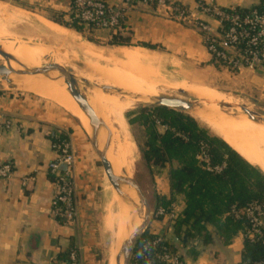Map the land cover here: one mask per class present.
Here are the masks:
<instances>
[{
    "label": "crops",
    "instance_id": "0c3cea01",
    "mask_svg": "<svg viewBox=\"0 0 264 264\" xmlns=\"http://www.w3.org/2000/svg\"><path fill=\"white\" fill-rule=\"evenodd\" d=\"M9 1L40 19L43 25L52 27L53 24L54 29L63 27L53 23L52 16L59 15L66 21L71 13L70 0ZM107 1L124 17L121 29L115 33L141 49L151 50L144 46H152L155 52L169 59L178 76L184 77L192 87H207L223 93L228 83H236L239 88L252 89L257 83L248 81V75L264 77L263 73L250 69L231 72L219 67L211 60L200 32L190 24L170 18L161 8L136 0ZM168 1L192 11L200 2L244 10H251L261 2ZM101 35L104 41H110L109 36ZM0 122L9 123L8 127H0V165L12 166V176L0 178V264H69L64 257L71 250L77 252L79 264H104L105 256L109 264L111 242L105 240V226L112 193L81 122L58 103L18 90H0ZM55 139L68 142L74 158L70 172L75 184L77 217L67 225L52 216L56 189L49 166L56 159ZM145 169L154 192L153 202L148 201L153 215L147 232L173 245L172 237H176L173 221L156 216L157 210L164 208L158 199L169 196L168 168L154 177L146 165ZM173 205L179 214L181 206ZM243 247L244 240L239 235L228 246L220 240L207 247L199 245L196 258L184 245L176 254L184 264H243Z\"/></svg>",
    "mask_w": 264,
    "mask_h": 264
},
{
    "label": "trees",
    "instance_id": "16d2710c",
    "mask_svg": "<svg viewBox=\"0 0 264 264\" xmlns=\"http://www.w3.org/2000/svg\"><path fill=\"white\" fill-rule=\"evenodd\" d=\"M263 3L264 0H261L253 9L239 11L242 14L252 10L264 12ZM69 20L51 19L53 23L83 37L86 34L109 36L110 46L129 44L113 31L87 28L73 13H70ZM86 39L93 45L100 44L91 38ZM144 47L154 49L152 46ZM125 118L128 126H137L143 132L141 153L150 175L154 177L168 168L169 196L161 197L158 201L166 209L173 204L181 206L172 228L174 235L183 242L184 249L193 258L199 255V245L207 247L215 240H220L224 246H228L244 233V220L235 219L231 212L233 208L243 209L254 202L264 204V173L259 168L213 135L208 127L192 115L153 106L127 112ZM154 239L147 232L139 240L132 263L142 253L145 242ZM243 240L242 263L253 264L261 260L264 256L262 246ZM166 246L171 252L178 253L170 242H166ZM72 251L65 255L64 260L70 261Z\"/></svg>",
    "mask_w": 264,
    "mask_h": 264
},
{
    "label": "bare ground",
    "instance_id": "6f19581e",
    "mask_svg": "<svg viewBox=\"0 0 264 264\" xmlns=\"http://www.w3.org/2000/svg\"><path fill=\"white\" fill-rule=\"evenodd\" d=\"M52 27L54 28L53 24ZM56 28L57 26L55 29ZM0 47L6 53L12 55L23 66L30 69L40 68L47 63H54L67 68L69 64L77 61V57L75 55L66 57L68 54L66 56L57 54L58 48L56 51V47L54 46H32L28 42H13L1 39ZM65 53L63 51V54ZM141 58L140 53L138 54L137 51L134 52L125 50L122 52L121 60L114 61L115 63L109 67L99 64L88 65V63H82L86 70H79L78 74L81 76H77L75 74L74 76L77 79H85L90 83L97 84L99 86L117 88L124 91L126 94H130L131 96L147 99L139 100L143 102L157 98L159 96L158 89H172L177 87L176 85L174 87L167 86V83L161 76L159 69L155 70L148 66L144 67V64L142 65ZM4 60L5 59L3 57H0L1 62ZM108 63L109 62H107V64ZM12 67L15 70H21L13 64ZM57 76V73H55L52 74L51 78L54 79L57 78ZM12 82L15 87H18L24 92L32 93L58 103L60 106L76 116L87 132L91 131L88 118L84 115L76 100L67 91V86L64 84L63 80L52 82L41 76H17L12 78ZM92 92L93 93L88 98L89 104L94 109L97 116L106 124L112 135L111 146L107 154L108 160L117 176L130 178L131 173L129 163L127 165L126 158L132 149L130 148L127 137L123 135L124 132L121 129L116 130V127L114 128V123L108 113V108L111 105L116 104L119 98L109 94L99 93L97 91ZM189 92L197 98L202 106L205 107V110H197L195 112L196 118L201 121L214 120L218 136L251 165L259 168L264 173V124L258 125L246 116L234 118L231 115L225 114L226 112L224 109H220L218 104L235 106V109L230 110V114L241 113V105L232 104L230 101L225 102V100L214 91L203 88H192L189 89ZM107 135L106 130H103L100 134L99 143L101 149L107 141ZM122 142L124 144H122ZM123 193L126 195L128 201H131V204L124 203V206H122V212L119 217L115 234L117 244L113 254L112 264H116V258L121 245L128 240L129 236L132 234L130 233L131 228L135 226L134 229H137L141 226H137L135 223L137 219L136 215H134V206L137 207L135 192L131 188L124 186ZM130 212L132 213L131 215ZM120 264H123V260L120 261Z\"/></svg>",
    "mask_w": 264,
    "mask_h": 264
},
{
    "label": "built area",
    "instance_id": "2783aa9c",
    "mask_svg": "<svg viewBox=\"0 0 264 264\" xmlns=\"http://www.w3.org/2000/svg\"><path fill=\"white\" fill-rule=\"evenodd\" d=\"M161 8L172 19L194 26L202 35L211 60L221 68L231 72L243 69L258 71L264 68V12L252 10L242 14L238 8H220L213 3H198L196 10L170 3L168 0H136ZM71 13L87 27L116 32L121 29L122 12L113 10L107 0H70ZM264 6V3H263ZM8 127L9 123L0 127ZM56 159L49 166V173L55 185L52 216L65 225L72 224L77 217L75 207V184L70 168L74 158L71 145L66 141L54 142ZM66 166L63 171L62 167ZM12 176L10 164L0 165V178ZM232 216L244 220L243 239L252 244H260L264 251V204L251 203L243 209H232ZM160 218L173 221L178 214L175 206L160 208L156 212ZM142 253L131 264H184L180 256L171 252L162 238L145 242ZM152 251L151 255L149 252ZM133 257V256H132ZM69 264H79L78 254H70ZM253 264H264V256Z\"/></svg>",
    "mask_w": 264,
    "mask_h": 264
},
{
    "label": "rangeland",
    "instance_id": "374dc122",
    "mask_svg": "<svg viewBox=\"0 0 264 264\" xmlns=\"http://www.w3.org/2000/svg\"><path fill=\"white\" fill-rule=\"evenodd\" d=\"M0 40L6 39L8 41L13 42H28L32 46H54L56 47V51L58 48L57 54L62 56L70 57V55H75L77 61L75 63L69 64L67 68H71L75 75L81 76L78 74L79 70H86L83 64L88 65H102L109 67L113 65L117 60H121L122 52L125 50L137 51L140 53L142 57V65L144 67H151L155 70L159 69L161 76L165 79L167 86H177L172 89H158V94L167 95V96H176L188 101H196L197 98L189 92V89L192 88H203L206 90H211L216 92L222 99L226 101H230L232 104H237L241 106H245L248 110L258 113L262 118H264V77L259 78L253 75H248L247 79L250 82L257 83L254 88H239L236 86V83H228L225 88V92H219L211 88L207 87H192L190 84H187L184 77L178 76V71L175 67L171 66L169 59L163 56L162 54L155 52L154 50H144L135 45H130V43L126 46H122L121 48H113V46L109 45V42L104 41V37L101 36H91L86 34L85 37L76 34L74 31L70 29H54L51 27H45L40 19H37L35 16L25 13L22 10H19V6L13 5L9 0H0ZM3 7V8H2ZM55 16V17H54ZM53 18H61L59 15H54ZM64 22H70L69 19ZM54 30V31H53ZM86 37L91 38L98 43V46L93 45L88 42ZM107 40V39H106ZM63 51L65 54H63ZM56 54V55H57ZM93 54V55H92ZM89 55V56H87ZM94 56V57H93ZM91 57V58H89ZM107 59V60H106ZM147 59V60H146ZM107 62H109L107 64ZM4 61H0V65L3 64ZM83 63V64H82ZM91 63V64H90ZM82 64V66H81ZM146 65V66H145ZM257 72V71H256ZM258 72L263 73L264 76V68L259 66ZM15 78V77H13ZM170 84V85H168ZM234 84V85H232ZM101 85V84H100ZM8 86V87H7ZM179 86V87H178ZM12 87V88H11ZM185 87V88H181ZM178 88V89H177ZM20 90L18 87H15L12 84L8 85L6 83H0V90ZM187 90L188 96H182L177 92V90ZM94 92H100L97 89H88V93L91 94ZM161 93V94H160ZM112 95V94H109ZM130 95V94H128ZM223 95V96H222ZM118 97L119 100L116 104L111 105L108 108V113L110 115L111 120L114 123V128L121 129L124 133L123 135L127 137L128 143L130 144V153L126 158L127 165L129 163V169L131 176L130 178L134 179L139 187L141 188L143 195L147 198L148 201L153 202L154 192H153V184L152 181L145 171V164L142 159V145H143V132L141 128L137 126L130 127L127 125V119L125 118V114L128 112H137L142 108H150L153 107V102L151 100L147 102L139 101L140 99L147 100L145 98L138 97L137 100H133L129 97H123L118 95H112ZM204 105V104H203ZM225 112H230V110L225 109ZM196 118L195 112L191 114ZM199 122L208 127L212 134L218 136L217 128L214 120L211 121H201L196 118ZM91 137V131L88 132ZM219 137V136H218ZM220 138V137H219ZM122 144H124L122 142ZM129 161V162H128ZM107 179V178H106ZM108 181V180H107ZM108 186L112 193V202L109 205V213L106 219L105 226V240L110 243L111 248L108 252V257L110 256L109 264L113 262V254L116 248V229L119 222V217L121 216L122 206L120 203V199L114 192L113 188L108 182ZM136 195V194H135ZM136 202L138 210L144 212V207L140 204L138 197L136 196ZM132 213L130 212V215ZM136 215V213H134ZM137 218V216H136ZM131 219V216H130ZM138 221V222H137ZM137 226L140 224L139 219H136ZM134 227L131 228L130 233L134 231ZM104 234V233H103ZM104 238V236H103ZM122 246V245H121ZM119 249V247H118ZM116 249V250H118ZM104 264L107 263V258L105 256Z\"/></svg>",
    "mask_w": 264,
    "mask_h": 264
},
{
    "label": "water",
    "instance_id": "95a60500",
    "mask_svg": "<svg viewBox=\"0 0 264 264\" xmlns=\"http://www.w3.org/2000/svg\"><path fill=\"white\" fill-rule=\"evenodd\" d=\"M0 57H3L4 63L0 65V83L4 82L8 85L12 84V78L17 76H27V77H44L52 82H58L60 80L64 81V84L67 86V91L72 95V97L79 104L82 112L89 120V126L91 130V143L96 150V153L99 157L100 164L104 170L105 176L113 188L114 192L120 199V203L122 204H131V201H128L126 195L123 193V187L131 188L136 196L138 197L140 204L144 207V212L142 214L141 211L138 210V207L134 206L135 213L137 218L140 221L141 225L139 228L134 229L132 234L129 236L128 240H126L116 258V264H120V261L123 260V264H131L132 256L134 253L135 246L139 242V240L147 233L150 219L153 215V210L149 205L147 198L143 195V192L137 182L132 178H123L117 176L113 170L111 163L108 160L107 154L111 146L112 135L106 126V124L97 116L94 109L90 106L88 98L90 97L88 93V89H97L105 94L118 95L123 97H129L133 100H137V96H131L126 94L124 91L109 87V86H99L97 84L90 83L85 79H77L74 76V72L71 68H65L54 63H47L40 68H26L23 66L18 60H16L12 55L6 53L0 47ZM12 64L19 67L21 70H15L12 67ZM82 66V64H81ZM84 67V65H83ZM57 73V78L52 79V74ZM179 94L182 96H188V91L186 90H177ZM154 106L167 108L170 110L182 112L191 115L197 110L203 111L205 107L196 100V101H188L176 96H167L160 95L157 98L151 99ZM220 109H235V106H229L226 104H218ZM241 113L230 114V112H226L225 114L231 115L234 118L240 116H246L254 123L258 125L264 124V118H262L258 113L252 112L248 110L245 106H240ZM103 130L107 131V141L104 147L100 148L99 137ZM66 166L62 167V170L65 171ZM125 173V172H124ZM173 245L176 250H180L183 247V242L176 237H172Z\"/></svg>",
    "mask_w": 264,
    "mask_h": 264
}]
</instances>
